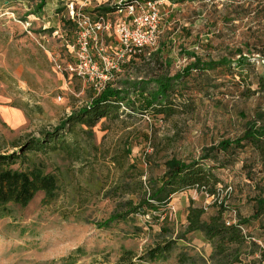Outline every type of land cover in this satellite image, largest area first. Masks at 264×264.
I'll return each instance as SVG.
<instances>
[{
	"label": "rangeland",
	"instance_id": "obj_1",
	"mask_svg": "<svg viewBox=\"0 0 264 264\" xmlns=\"http://www.w3.org/2000/svg\"><path fill=\"white\" fill-rule=\"evenodd\" d=\"M120 1L0 0V140L10 152L13 142L25 145L54 133L96 95L94 85L101 80L71 71L79 52L70 11L74 7L97 21L99 8L114 9ZM160 11L157 41L144 51L130 52L122 44L116 12L107 14L108 32L88 39L87 53L102 83L128 91L129 102L121 105L118 119H103L93 129L67 127L50 144L55 150L28 152L31 163L15 167H43L57 176L58 191L51 202L41 192L26 208L11 206V215L0 218V264H120L125 251L134 254L135 264L209 260L202 236L186 234L191 201L208 214L215 208L195 190L175 195L159 212L131 215L109 228L99 225L126 209L124 203L137 204L164 175L169 159H199L221 140L240 137L263 111L258 80L264 76V0H162ZM239 54L246 66L236 67ZM196 59L209 67L185 74ZM223 59L230 62L222 66ZM168 79L171 88L161 101L170 111L156 115L157 106H145L160 80ZM254 156L247 148L233 167L216 171L224 196L232 187L228 222L238 221L235 199L243 200V219L253 215L250 202L263 175L251 182L242 167ZM243 228L247 243L240 264H263L264 214L254 227ZM171 241L168 260H141Z\"/></svg>",
	"mask_w": 264,
	"mask_h": 264
},
{
	"label": "trees",
	"instance_id": "obj_2",
	"mask_svg": "<svg viewBox=\"0 0 264 264\" xmlns=\"http://www.w3.org/2000/svg\"><path fill=\"white\" fill-rule=\"evenodd\" d=\"M134 1L162 0H125L121 5H116L114 9L101 7L97 12L99 15H107L126 8ZM166 1L174 4L184 2V0ZM68 22L73 24L71 21ZM239 55L240 59L236 67L246 66L248 61L241 54ZM222 62L224 66L230 61L223 59ZM208 67L209 65H203L199 59H196L195 63L185 70V74H189L192 69ZM177 77L179 78L180 75ZM172 80H160V87L156 93L151 95V100L147 101L146 109L157 106L156 115L170 111L169 108L164 107L165 104L161 99H166ZM258 84L260 90L264 91V76L259 77ZM135 91L144 93L139 85L136 86ZM128 96V91L115 89L107 84L104 90L96 93L87 106L73 113L56 128L54 133H47L42 139L32 138L25 145L13 142L11 152L8 147H5V141L0 140V218L11 215V206L26 208L38 193H44L46 203L53 201L57 196L58 178L56 175L47 173L43 167L38 165L30 164L27 169L15 168L25 164L28 160L31 163L26 155L28 152L55 150L56 146L52 147L50 144L55 141L59 132L67 130V127H69L68 131L76 125L93 129L103 119H118L121 105L129 102ZM36 110L42 113L41 107L37 106ZM247 148L251 149L252 154L255 155L253 161L246 162L242 167L249 181L256 182L255 177L258 174H262L263 177L255 183L256 195L250 202L253 204V215L248 219H243V216L238 213L237 224L227 226L225 214L232 210L228 203L230 194L225 193L224 196L223 189H221L222 193L218 195L222 181L216 171L233 167L238 162L239 155ZM256 154L258 160H256ZM165 168L164 175L159 181L150 183L148 191L137 204L133 200L124 203L123 206L126 209L116 211L108 221L99 225L100 228H109L111 224L125 221L131 215L145 216L148 212H159L171 203L175 195L195 190L202 194L217 196L221 203L215 205L214 214H208L203 206L195 205L193 201L187 208L186 234L199 232L212 247L209 260L203 258L192 264H240L242 262L240 249L247 243V236L243 234L240 226L254 227V223L264 214V109L259 110L256 116L248 121L240 137L221 140L218 144L209 147L199 159L187 162L172 157L165 163ZM256 168L259 170L256 171ZM173 245L172 241L158 245L149 250L141 260L166 261L173 250ZM134 257L132 252L125 251L120 264H135Z\"/></svg>",
	"mask_w": 264,
	"mask_h": 264
},
{
	"label": "built area",
	"instance_id": "obj_3",
	"mask_svg": "<svg viewBox=\"0 0 264 264\" xmlns=\"http://www.w3.org/2000/svg\"><path fill=\"white\" fill-rule=\"evenodd\" d=\"M125 0H121V5ZM161 1H134L124 9H119L116 14L122 18L116 25V33L122 44L129 49L130 52H141L145 49L155 45L157 41L158 27L161 20L160 11ZM97 21H92L89 15L79 13L74 7L70 11V20L75 23L78 33V52L79 60L75 68H71L77 76L89 77L90 80L95 82V79L101 81L96 82L94 87L97 93L104 90L106 84L102 83V76L99 75L98 65L90 59L87 53L88 39L103 32H108L112 25L108 19V15L97 16ZM226 194L232 193V187L226 189ZM222 193L219 189L218 195ZM208 200H213V205L220 204L221 200L217 196H210L205 194ZM207 210V207L204 206ZM237 222L231 223L226 221L227 226L236 225ZM244 234V228L240 226ZM264 264V263H263Z\"/></svg>",
	"mask_w": 264,
	"mask_h": 264
},
{
	"label": "crops",
	"instance_id": "obj_4",
	"mask_svg": "<svg viewBox=\"0 0 264 264\" xmlns=\"http://www.w3.org/2000/svg\"><path fill=\"white\" fill-rule=\"evenodd\" d=\"M202 194V193H201ZM195 201V200H194ZM236 201V202H235ZM234 204H236V205H238V207L237 206H235L236 207V210H237V212L239 213V214H241L242 216H243V214H242V212H241V205H242V203H243V200H234ZM195 203V202H194ZM190 205V204H189ZM189 205L187 206V208L189 207ZM195 205H198L197 203H195ZM200 206V205H199ZM210 214H214V212H212V213H210ZM186 216H187V212H186V215H185V222H184V224H187L186 223ZM246 217H248V218H250V216H246ZM248 227V226H247ZM248 228H250V227H248ZM193 234H197V235H200V236H202L201 238H202V241L204 242V244L207 246L206 247V252H208V255H210L211 253H212V248H211V245L210 244H208V242H206V241H204V237H203V235L201 234V233H199V232H196V233H193ZM257 256V255H256Z\"/></svg>",
	"mask_w": 264,
	"mask_h": 264
}]
</instances>
